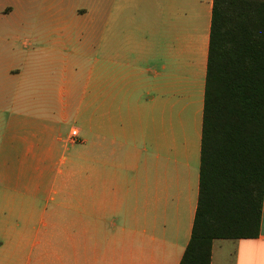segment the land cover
Listing matches in <instances>:
<instances>
[{
    "label": "crops",
    "instance_id": "0c3cea01",
    "mask_svg": "<svg viewBox=\"0 0 264 264\" xmlns=\"http://www.w3.org/2000/svg\"><path fill=\"white\" fill-rule=\"evenodd\" d=\"M33 4L0 0V260L22 224L56 241L40 264H181L214 0H90L84 26ZM211 264H264V205L259 237L215 240Z\"/></svg>",
    "mask_w": 264,
    "mask_h": 264
},
{
    "label": "trees",
    "instance_id": "16d2710c",
    "mask_svg": "<svg viewBox=\"0 0 264 264\" xmlns=\"http://www.w3.org/2000/svg\"><path fill=\"white\" fill-rule=\"evenodd\" d=\"M264 205V0H214L200 195L181 264H211L215 240L259 237Z\"/></svg>",
    "mask_w": 264,
    "mask_h": 264
},
{
    "label": "rangeland",
    "instance_id": "374dc122",
    "mask_svg": "<svg viewBox=\"0 0 264 264\" xmlns=\"http://www.w3.org/2000/svg\"><path fill=\"white\" fill-rule=\"evenodd\" d=\"M59 4L57 8V4ZM61 3V4H60ZM90 6V0H34L33 10H62L67 16L66 22L74 26H84L87 19L71 20L69 14L78 11L81 15H86ZM84 18H86L84 16ZM87 118V117H86ZM85 118V119H86ZM86 121L82 119L79 123L73 124L77 128H82ZM88 167L87 158H82L78 162V169L85 170ZM32 226L22 224L17 227V239L9 244L5 252L1 255L0 264H40L42 253L56 249L54 238L43 241L33 248Z\"/></svg>",
    "mask_w": 264,
    "mask_h": 264
},
{
    "label": "built area",
    "instance_id": "2783aa9c",
    "mask_svg": "<svg viewBox=\"0 0 264 264\" xmlns=\"http://www.w3.org/2000/svg\"><path fill=\"white\" fill-rule=\"evenodd\" d=\"M79 137V133L77 130L72 132V140L75 141Z\"/></svg>",
    "mask_w": 264,
    "mask_h": 264
}]
</instances>
